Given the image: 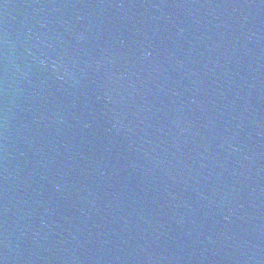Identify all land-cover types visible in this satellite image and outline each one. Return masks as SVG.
Listing matches in <instances>:
<instances>
[{
	"label": "water",
	"instance_id": "obj_1",
	"mask_svg": "<svg viewBox=\"0 0 264 264\" xmlns=\"http://www.w3.org/2000/svg\"><path fill=\"white\" fill-rule=\"evenodd\" d=\"M0 264H264V0H0Z\"/></svg>",
	"mask_w": 264,
	"mask_h": 264
}]
</instances>
